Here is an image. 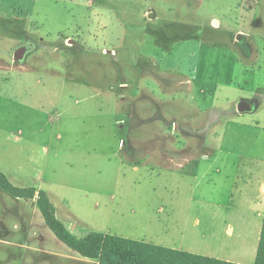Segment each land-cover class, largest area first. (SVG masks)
Returning <instances> with one entry per match:
<instances>
[{"label":"rangeland","instance_id":"rangeland-1","mask_svg":"<svg viewBox=\"0 0 264 264\" xmlns=\"http://www.w3.org/2000/svg\"><path fill=\"white\" fill-rule=\"evenodd\" d=\"M0 172V264H100L41 192L78 239L264 264V0H0Z\"/></svg>","mask_w":264,"mask_h":264},{"label":"trees","instance_id":"trees-1","mask_svg":"<svg viewBox=\"0 0 264 264\" xmlns=\"http://www.w3.org/2000/svg\"><path fill=\"white\" fill-rule=\"evenodd\" d=\"M9 186L7 177L0 172V187L11 191ZM40 196V209L56 236L84 257L99 260L100 264H233L100 232H92L85 238L78 239L54 216L53 206L46 194L41 192ZM262 241H264V230ZM262 254L261 244L257 264H263Z\"/></svg>","mask_w":264,"mask_h":264},{"label":"water","instance_id":"water-1","mask_svg":"<svg viewBox=\"0 0 264 264\" xmlns=\"http://www.w3.org/2000/svg\"><path fill=\"white\" fill-rule=\"evenodd\" d=\"M28 51H29L28 46H26V45L20 46L18 49H16V51L14 53V60L16 62H20V61L24 60ZM238 110H239V112L250 111L251 110L250 104L247 102H240L238 105Z\"/></svg>","mask_w":264,"mask_h":264},{"label":"crops","instance_id":"crops-1","mask_svg":"<svg viewBox=\"0 0 264 264\" xmlns=\"http://www.w3.org/2000/svg\"><path fill=\"white\" fill-rule=\"evenodd\" d=\"M214 89V88H213ZM241 102H247V103H249L250 104V108H251V110L250 111H246V112H239V110H237V113H240V114H245V113H250V112H252L253 110H254V108H255V103L254 102H250V101H241ZM239 105V104H238ZM124 238V237H123ZM128 239V238H127ZM136 241H138V240H136ZM141 242H145V241H141ZM147 243V242H146ZM155 245H158V246H160V247H163V248H167V249H173V250H179V251H182L180 248H177V247H171V246H168V245H166V244H160V243H158V244H155Z\"/></svg>","mask_w":264,"mask_h":264},{"label":"flooded vegetation","instance_id":"flooded-vegetation-1","mask_svg":"<svg viewBox=\"0 0 264 264\" xmlns=\"http://www.w3.org/2000/svg\"><path fill=\"white\" fill-rule=\"evenodd\" d=\"M23 45H26V46H28L29 47V51H28V53H27V55L28 54H30L31 52H33V50L35 49V45H34V42H32V41H27L25 44H23ZM23 45H21V46H23ZM37 47V46H36ZM26 55V56H27ZM26 58V57H25Z\"/></svg>","mask_w":264,"mask_h":264}]
</instances>
